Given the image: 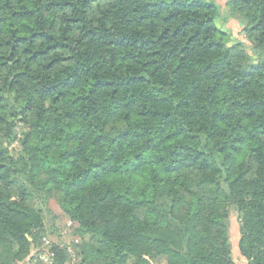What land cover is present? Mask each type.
Instances as JSON below:
<instances>
[{
  "label": "trees",
  "instance_id": "obj_1",
  "mask_svg": "<svg viewBox=\"0 0 264 264\" xmlns=\"http://www.w3.org/2000/svg\"><path fill=\"white\" fill-rule=\"evenodd\" d=\"M51 200L82 264H264V0H0V264Z\"/></svg>",
  "mask_w": 264,
  "mask_h": 264
},
{
  "label": "rangeland",
  "instance_id": "obj_2",
  "mask_svg": "<svg viewBox=\"0 0 264 264\" xmlns=\"http://www.w3.org/2000/svg\"><path fill=\"white\" fill-rule=\"evenodd\" d=\"M226 1L227 0H218L219 4L222 5L223 7H225ZM217 24L222 30L229 32L234 37H237V38L242 39V40L245 39V36L242 32V27H241L240 23L234 19L228 18V13H227V10L225 8L223 9L222 15L220 16ZM21 131H22L21 129H18L19 133H21ZM46 209L49 210L48 212L45 211L46 230H48V232H49V230L51 228H52V230L55 228H61L60 233L66 238L67 242L71 241L72 238L74 237L72 227H69L67 225L65 227L63 225V227H62V223L54 221V217L56 215H58V213L60 212L57 204L53 200H51L49 202V204L47 205ZM49 212H52V213L50 214ZM55 224H56V226H54ZM57 232L50 238L53 240H56L57 234H59ZM230 232H231L230 235H231V240H232V247L235 248V246L238 244L239 236H240V224H239V217H238L237 213H233L231 218H230ZM38 246L32 247L31 254L35 250H38L40 248V245H38ZM35 247H38V248H35ZM164 262H165V259L162 258L157 263L163 264Z\"/></svg>",
  "mask_w": 264,
  "mask_h": 264
},
{
  "label": "built area",
  "instance_id": "obj_3",
  "mask_svg": "<svg viewBox=\"0 0 264 264\" xmlns=\"http://www.w3.org/2000/svg\"><path fill=\"white\" fill-rule=\"evenodd\" d=\"M75 245H80V240H75ZM68 246V254L70 256V260L65 264H82V258L80 254L76 251V249L71 246V242H65ZM59 247L60 249H64L65 245L63 243L54 242L51 239H45L42 245L38 250H35L27 259L23 262H18L17 264H55L56 262V254L52 251L54 246Z\"/></svg>",
  "mask_w": 264,
  "mask_h": 264
},
{
  "label": "crops",
  "instance_id": "obj_4",
  "mask_svg": "<svg viewBox=\"0 0 264 264\" xmlns=\"http://www.w3.org/2000/svg\"><path fill=\"white\" fill-rule=\"evenodd\" d=\"M233 254L236 259V261L239 264H247V261L241 256L240 251H239V241L238 244L233 248Z\"/></svg>",
  "mask_w": 264,
  "mask_h": 264
}]
</instances>
